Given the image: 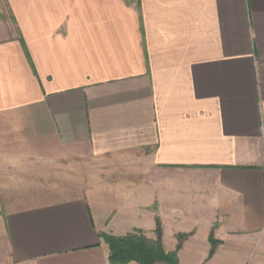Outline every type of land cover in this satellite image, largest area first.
Wrapping results in <instances>:
<instances>
[{"label":"crops","instance_id":"1","mask_svg":"<svg viewBox=\"0 0 264 264\" xmlns=\"http://www.w3.org/2000/svg\"><path fill=\"white\" fill-rule=\"evenodd\" d=\"M0 1V264H264V0Z\"/></svg>","mask_w":264,"mask_h":264},{"label":"trees","instance_id":"2","mask_svg":"<svg viewBox=\"0 0 264 264\" xmlns=\"http://www.w3.org/2000/svg\"><path fill=\"white\" fill-rule=\"evenodd\" d=\"M155 239L147 238L141 231H135L122 237L101 235L108 247L109 264H178L177 252L182 242L187 238L184 234H178V244L174 251L166 252L162 245V228L160 221L155 222ZM209 257H211L220 244L210 234Z\"/></svg>","mask_w":264,"mask_h":264},{"label":"rangeland","instance_id":"3","mask_svg":"<svg viewBox=\"0 0 264 264\" xmlns=\"http://www.w3.org/2000/svg\"><path fill=\"white\" fill-rule=\"evenodd\" d=\"M0 4H1V1H0ZM6 18H7V16H6ZM154 239H155V238H154ZM177 244H178V242H177ZM216 248H217V247H216ZM209 252H210V251H209ZM177 253H178V252H177ZM208 258H210V257H209V254H208Z\"/></svg>","mask_w":264,"mask_h":264}]
</instances>
